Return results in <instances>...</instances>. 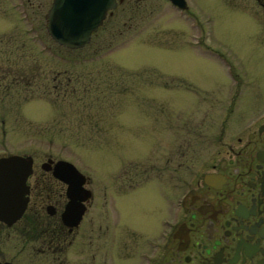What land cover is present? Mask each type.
Returning <instances> with one entry per match:
<instances>
[{
    "label": "rangeland",
    "instance_id": "rangeland-1",
    "mask_svg": "<svg viewBox=\"0 0 264 264\" xmlns=\"http://www.w3.org/2000/svg\"><path fill=\"white\" fill-rule=\"evenodd\" d=\"M189 1L202 34L179 6L154 0L143 2L135 26L120 22L121 33L101 29L69 49L46 31L51 0H0V156L31 155L38 168L47 157L69 160L115 201L131 191L135 169L141 182L148 175L155 133L169 132L174 198L191 155L204 148L201 128L211 132L230 99L229 75L249 89L264 84V26L248 16L260 15L255 0L249 9ZM172 89L186 92L165 95Z\"/></svg>",
    "mask_w": 264,
    "mask_h": 264
},
{
    "label": "flooded vegetation",
    "instance_id": "flooded-vegetation-1",
    "mask_svg": "<svg viewBox=\"0 0 264 264\" xmlns=\"http://www.w3.org/2000/svg\"><path fill=\"white\" fill-rule=\"evenodd\" d=\"M153 1L116 0L89 42L101 29L117 33L114 28L120 22H131L127 28L135 26L132 21L143 2ZM164 1L173 8L178 6ZM185 1L189 7L190 1ZM223 1L239 9L250 7L247 0ZM255 2L262 8L260 15L246 13L253 25L254 18H259L264 26V0ZM188 7L179 13L185 21L190 18V28L202 34L201 20ZM204 45L210 49V44ZM179 76L184 84L188 76ZM229 77L226 96L230 99L222 107L220 120L213 122L214 129L201 128L204 148L199 146L191 155V168L183 169L174 198L172 151L166 140L169 132L165 136L155 133V138L156 134L161 137L158 143L152 138V148L159 149L150 157L148 175L141 182L135 167L131 191L126 196L115 194V201H110L113 197L107 187L95 190L90 176L82 172V190L70 205L68 183L53 173L55 160L47 157L40 168L33 160L26 179L25 207L16 218L7 214L0 219V262L264 264V84L249 89L248 80L239 75ZM167 92L165 95L176 96L186 90ZM159 150L163 154H156ZM28 242L32 243L30 250Z\"/></svg>",
    "mask_w": 264,
    "mask_h": 264
},
{
    "label": "water",
    "instance_id": "water-1",
    "mask_svg": "<svg viewBox=\"0 0 264 264\" xmlns=\"http://www.w3.org/2000/svg\"><path fill=\"white\" fill-rule=\"evenodd\" d=\"M171 1L180 8L186 7L185 0ZM115 4L116 0H52L45 15L46 30L59 44L71 48L81 47L89 41L91 33ZM32 161V156L26 154L0 156V219H4L7 214L12 219L16 218L25 207L28 192L26 179L32 170ZM46 165V162L43 163L44 167ZM53 173L68 183L72 205L82 190L84 174L65 159L54 162Z\"/></svg>",
    "mask_w": 264,
    "mask_h": 264
}]
</instances>
